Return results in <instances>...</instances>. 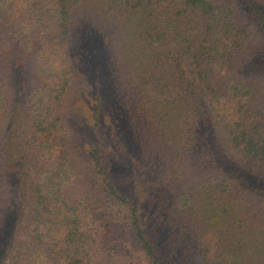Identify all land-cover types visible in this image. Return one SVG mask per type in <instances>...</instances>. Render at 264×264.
<instances>
[{
    "label": "trees",
    "instance_id": "16d2710c",
    "mask_svg": "<svg viewBox=\"0 0 264 264\" xmlns=\"http://www.w3.org/2000/svg\"><path fill=\"white\" fill-rule=\"evenodd\" d=\"M0 264H264V0H0Z\"/></svg>",
    "mask_w": 264,
    "mask_h": 264
},
{
    "label": "rangeland",
    "instance_id": "374dc122",
    "mask_svg": "<svg viewBox=\"0 0 264 264\" xmlns=\"http://www.w3.org/2000/svg\"><path fill=\"white\" fill-rule=\"evenodd\" d=\"M74 111H76V112L79 111L78 108H77V106L75 107ZM40 163H41V165L44 166L45 165V160H42ZM157 194H159V192ZM158 208L157 207H154V206L151 207L150 217H151L152 224L154 223L155 226H161V225L164 226L165 225V227H167L169 224H166V223H167L168 219L170 220V218H169V211L167 210V208H164L163 211L158 210ZM158 216H160V218H158ZM161 218H162V221H157L158 219H161Z\"/></svg>",
    "mask_w": 264,
    "mask_h": 264
}]
</instances>
